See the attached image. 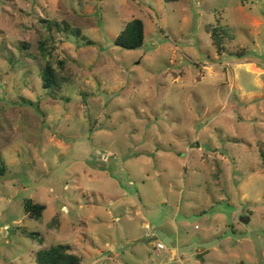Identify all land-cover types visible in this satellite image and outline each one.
<instances>
[{
  "label": "rangeland",
  "instance_id": "374dc122",
  "mask_svg": "<svg viewBox=\"0 0 264 264\" xmlns=\"http://www.w3.org/2000/svg\"><path fill=\"white\" fill-rule=\"evenodd\" d=\"M134 18L142 46L116 45ZM263 155L264 0H0V264H264ZM159 231L218 242L130 244Z\"/></svg>",
  "mask_w": 264,
  "mask_h": 264
},
{
  "label": "trees",
  "instance_id": "16d2710c",
  "mask_svg": "<svg viewBox=\"0 0 264 264\" xmlns=\"http://www.w3.org/2000/svg\"><path fill=\"white\" fill-rule=\"evenodd\" d=\"M211 38L213 43L217 46L221 44L219 36L212 32ZM144 42V25L141 19L134 18L125 23L123 29L120 31L114 43L126 49H136L142 46ZM27 44H23V48H27ZM39 54L42 58H45L44 66L39 71V77L41 80L42 88L50 90L49 94L53 99H56V95L60 92V87L67 82L69 72L65 68V61L62 59L54 62L50 61L49 55L51 54V47L47 48L42 42L37 46ZM223 48L218 47V51ZM27 57H31V54H27ZM9 57L8 60L11 67L18 68L21 63L14 64V61ZM61 97V96H60ZM264 160V155H263ZM45 206L34 202L32 199L27 198L24 201V213L29 218L38 219L41 218L42 212ZM70 246L64 244L50 245L44 247L35 252L34 259L35 264H82V258L73 252H70Z\"/></svg>",
  "mask_w": 264,
  "mask_h": 264
},
{
  "label": "water",
  "instance_id": "95a60500",
  "mask_svg": "<svg viewBox=\"0 0 264 264\" xmlns=\"http://www.w3.org/2000/svg\"><path fill=\"white\" fill-rule=\"evenodd\" d=\"M155 240L162 241L167 248L171 249L173 254L176 253L177 251H180V252L189 251L194 246H201V247L209 248L211 246H214L218 242V240L215 239V240H212V241H209V242L200 243V244L199 243H191V244L186 245V246L175 247L174 245H172V239L170 237L164 235V233L159 231L157 234H155V235H153V236H151L149 238L144 237V238H141V239H137V240L131 242L130 244L136 243V242L150 243V242L155 241ZM130 244H128V245H130Z\"/></svg>",
  "mask_w": 264,
  "mask_h": 264
},
{
  "label": "built area",
  "instance_id": "2783aa9c",
  "mask_svg": "<svg viewBox=\"0 0 264 264\" xmlns=\"http://www.w3.org/2000/svg\"><path fill=\"white\" fill-rule=\"evenodd\" d=\"M166 248L165 244L162 241H157L156 245H155V249L157 252H160L162 250H164Z\"/></svg>",
  "mask_w": 264,
  "mask_h": 264
}]
</instances>
